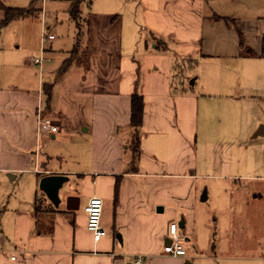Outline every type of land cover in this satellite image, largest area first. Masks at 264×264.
I'll return each mask as SVG.
<instances>
[{"label": "crops", "instance_id": "crops-1", "mask_svg": "<svg viewBox=\"0 0 264 264\" xmlns=\"http://www.w3.org/2000/svg\"><path fill=\"white\" fill-rule=\"evenodd\" d=\"M129 1L125 15L117 6L88 14L87 55L63 73L72 46L54 49L55 37L46 49L41 42L42 67L0 52V264H132L137 253L146 264H210L214 247L195 240L203 179L250 194L260 223L264 15L253 9L238 21L228 0ZM132 94L143 99L135 171L127 169ZM41 109L56 132L39 130ZM48 174L67 176L57 204L39 189ZM69 195L78 200L67 209ZM92 196L103 200L98 241L86 228ZM181 221L185 254L166 255L168 225Z\"/></svg>", "mask_w": 264, "mask_h": 264}, {"label": "rangeland", "instance_id": "rangeland-1", "mask_svg": "<svg viewBox=\"0 0 264 264\" xmlns=\"http://www.w3.org/2000/svg\"><path fill=\"white\" fill-rule=\"evenodd\" d=\"M130 5L129 0H108V2L92 0L90 4L87 1L83 2L81 4L82 13L77 19L78 36L76 27L68 16L69 2L66 0H0V19L4 7H32L33 9L29 14L13 19L0 28V52L5 50L18 53L21 57H28L30 60L39 58L42 56L40 51L42 52L43 34L52 33L55 37L52 43L54 49L65 42H68L66 51L72 46V49L65 55V59L68 57L85 59L88 37L83 19L90 12H102L108 6H117L118 10L125 15ZM253 9L260 15H264V0H228L225 3V10L231 11L238 21L244 19L243 13L247 14ZM49 43H44L45 49L49 47ZM44 56L47 57L46 53ZM56 64L54 59L50 62L45 61L44 71H46L45 67H54ZM32 66L38 73L40 68L33 64ZM46 76V74L42 76L44 81H47ZM43 110L41 109V112ZM240 182L243 183V180ZM228 183L234 185L233 180H229ZM201 184L198 201L202 207V213L205 214V219L199 230L195 229V240L200 241L204 246H207L208 242L209 246L214 247L217 258L209 263L264 264V210L260 223L256 224L255 221L258 218L256 214L261 207L253 202L250 194L235 189H231L230 193L226 192L225 178L203 179ZM72 186L77 188L78 185L72 183ZM71 190L72 188H69L67 191ZM204 191L206 199L202 200L201 196ZM9 194L8 189L2 193L4 202H7ZM58 196L62 199L64 192L59 191ZM178 232L182 235L181 230ZM184 246L185 250L191 251L190 244L185 243Z\"/></svg>", "mask_w": 264, "mask_h": 264}, {"label": "trees", "instance_id": "trees-1", "mask_svg": "<svg viewBox=\"0 0 264 264\" xmlns=\"http://www.w3.org/2000/svg\"><path fill=\"white\" fill-rule=\"evenodd\" d=\"M69 2V6L67 8V13L71 21L74 23L75 27L77 30L78 24H77V19L81 15V4L85 1H87L88 4L91 3L92 0H66ZM32 7L29 8H13V7H4L3 8V15L2 18L0 19V28L6 24L7 22L20 18L24 15L29 14L30 11H32ZM83 23L85 26L88 25V20L87 17L83 19ZM72 57H68L63 60L61 66L59 67V73H63L66 71L68 68V65L72 61ZM43 94L45 97V100L48 101L51 95V88L50 85L44 84L43 85ZM142 117H143V99L140 94H132L131 99H130V126L132 127V133L130 136V142L128 144V149L131 153V160L128 163L127 169L130 171H135L137 166H136V161L138 154L140 153V145H139V127L142 122ZM35 208L39 210L40 208V202L39 199L36 198L35 201Z\"/></svg>", "mask_w": 264, "mask_h": 264}, {"label": "built area", "instance_id": "built-area-1", "mask_svg": "<svg viewBox=\"0 0 264 264\" xmlns=\"http://www.w3.org/2000/svg\"><path fill=\"white\" fill-rule=\"evenodd\" d=\"M53 38L54 35L52 33H44L42 37V44L44 45L45 42L51 41ZM43 58L44 57L42 56L39 58H33L32 63L40 66ZM37 115L39 130H45L50 133L57 131V126L53 125L48 118H43L40 110H38ZM102 208L103 200L97 196L90 197L84 206L86 228L92 234L94 241H98L106 234V230L101 224ZM178 228L179 227L176 222H171L168 225L169 241L163 246V253L166 255L179 256L185 254L180 242ZM132 264H146L145 255L142 253L135 254Z\"/></svg>", "mask_w": 264, "mask_h": 264}, {"label": "water", "instance_id": "water-1", "mask_svg": "<svg viewBox=\"0 0 264 264\" xmlns=\"http://www.w3.org/2000/svg\"><path fill=\"white\" fill-rule=\"evenodd\" d=\"M263 126H260L259 129L256 131L254 136L262 135ZM67 181V176L62 174H48L41 177L39 181V189L45 194V196L53 203L57 204L59 202V191L61 190L63 183ZM78 200L77 197L72 195L67 196L66 198V208L69 209L68 204L72 200ZM202 200L206 199L205 191L202 193L201 196ZM178 227H183V221L178 224Z\"/></svg>", "mask_w": 264, "mask_h": 264}]
</instances>
